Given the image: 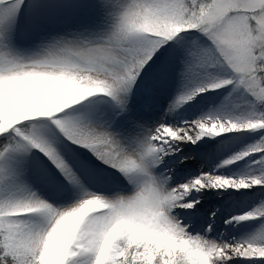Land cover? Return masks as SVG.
I'll use <instances>...</instances> for the list:
<instances>
[{"label":"snow or ice","instance_id":"obj_1","mask_svg":"<svg viewBox=\"0 0 264 264\" xmlns=\"http://www.w3.org/2000/svg\"><path fill=\"white\" fill-rule=\"evenodd\" d=\"M0 264H264V0H0Z\"/></svg>","mask_w":264,"mask_h":264},{"label":"bare ground","instance_id":"obj_2","mask_svg":"<svg viewBox=\"0 0 264 264\" xmlns=\"http://www.w3.org/2000/svg\"><path fill=\"white\" fill-rule=\"evenodd\" d=\"M237 139H230L227 142L224 141H217L216 143L207 142L201 143L199 149L191 148L185 149L186 151H191L198 156L197 164L201 165L203 170H213L216 169V166L219 162L226 157V155L232 153L235 150V142ZM237 151V150H236ZM213 153V155H212ZM195 155H193L194 157ZM192 157V158H193ZM186 167L183 170H177L176 175L174 177L175 181L177 182H184L186 178L189 176H194L196 173V168L191 165L190 162H185ZM254 172L247 171L246 169L236 170L235 167L229 168H221L218 170V174L223 175H230V176H240V175H248L253 174ZM219 192H205L203 195L198 196L201 202L199 214L201 212H205L208 208H216L219 207L221 204L224 205L225 209L234 213H238L241 209H248L251 208L247 207L248 205H255L257 201V197L252 193H241V194H233L231 190L227 193H219ZM222 198V200L216 199ZM216 205V207H214ZM198 213V211H195ZM190 212L186 213L184 216L185 223L189 221V218L192 219V215L189 217ZM210 218V217H209ZM206 217L204 213L196 220L194 226L195 229L202 228V222L206 221ZM216 230L219 233H223L225 238H230L235 236L237 238L244 235L250 229L242 228L240 225H233L231 229H229L226 225L222 226L221 224H216Z\"/></svg>","mask_w":264,"mask_h":264},{"label":"rangeland","instance_id":"obj_3","mask_svg":"<svg viewBox=\"0 0 264 264\" xmlns=\"http://www.w3.org/2000/svg\"><path fill=\"white\" fill-rule=\"evenodd\" d=\"M245 143H247V141H244V140H241V139H237L236 140V142H235V150L234 151H238V150H240L243 146H244V144ZM195 156L192 158V160L191 161H187V162H190L191 163V165H196L197 163V155L196 154H194ZM212 155H213V153H212ZM195 168H196V173H198V174H194V175H199V173L203 170L202 169V166L201 165H196V166H194ZM184 169V167L183 168H181V169H179V170H183ZM235 169L236 170H242V169H246L247 171H250V172H255V167L249 162V163H246V164H242L240 167H235ZM178 170V171H179ZM220 193V192H219ZM218 193V194H219ZM222 198L223 197H221V198H218L217 196H216V199H218V200H222ZM256 205V204H255ZM255 205H248L247 207H254ZM214 207H216V205L214 206ZM204 212H201L200 214H199V211H198V213H196V212H190V215H189V217L192 215L193 217H192V219H190L189 218V221L188 222H186L187 224H189L191 227L192 226H194L195 225V223H196V220L197 219H199V217L203 214ZM204 227H207V224H206V222H204L203 223V225H202V228H204Z\"/></svg>","mask_w":264,"mask_h":264}]
</instances>
